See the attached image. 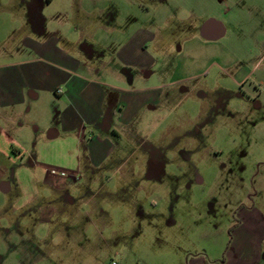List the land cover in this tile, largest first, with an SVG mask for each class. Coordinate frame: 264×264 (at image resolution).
<instances>
[{
	"label": "rangeland",
	"instance_id": "1",
	"mask_svg": "<svg viewBox=\"0 0 264 264\" xmlns=\"http://www.w3.org/2000/svg\"><path fill=\"white\" fill-rule=\"evenodd\" d=\"M93 1L82 0V5L106 7L112 20L119 16L114 28L92 29L96 37L109 42L101 48L93 45L92 60L100 65L109 61L111 66L134 38L135 18L141 10L167 2ZM181 1L168 0L170 7ZM49 2L0 0V55L17 49L25 34L37 33L33 19L42 16L39 25L45 23L51 29L59 21L65 23V7L71 2ZM234 2L202 0V6L207 16L221 17V8H232ZM240 7L235 23L230 20L235 13L222 18L230 25L223 44L236 55L229 61L236 64L225 71L207 70L208 75L186 85L190 92L185 95L184 87L176 90L173 122L161 125L147 139L129 127L122 132L116 163L122 158L125 168L111 172L110 182L97 184L95 200L80 207L78 217L58 221L63 233H51L43 237L44 242L29 236L35 241L29 252L12 244L21 238L8 233L13 193L0 190V207H4L0 264H189L192 259L217 260L224 255L240 208L254 201L257 181L264 174V71L260 67L264 61L257 58L264 53V0H243ZM79 14L81 18L82 12ZM162 17L159 12V19ZM172 26H161L158 33L165 38L158 37L150 52L165 54L173 46L171 57H178L182 47L180 38H174L177 25ZM211 53L207 47V59ZM198 82L199 89L204 88L200 98L201 91L190 88ZM77 202L64 208L76 211ZM93 206L97 211L86 218L82 211H92Z\"/></svg>",
	"mask_w": 264,
	"mask_h": 264
},
{
	"label": "crops",
	"instance_id": "2",
	"mask_svg": "<svg viewBox=\"0 0 264 264\" xmlns=\"http://www.w3.org/2000/svg\"><path fill=\"white\" fill-rule=\"evenodd\" d=\"M67 1L65 23L51 29L39 25L42 16L33 19L37 33L25 34L17 49L0 55V190L13 193L8 233L20 236L12 244L27 252L35 245L29 236L44 242L51 233H63L58 221L78 217L80 207L95 200L97 184L110 182L111 172L125 168L122 158L116 163L122 132L129 127L147 139L173 122L176 90L213 67L225 71L236 64L229 62L236 55L223 44L230 25L222 18L235 13L230 19L235 23L243 0L222 7L221 17L207 16L202 0L147 5L135 18L134 38L119 51L115 66L92 60L95 43L100 48L109 44L92 29L114 28L119 16L112 20L106 7ZM173 24L182 47L178 57H171L173 46L165 54L150 52L158 37L165 38L158 33L161 26L171 29ZM207 47L213 50L210 59ZM258 55L263 63L264 53ZM260 67L263 72L264 64ZM201 87L199 82L190 87L201 91L199 98L204 96ZM189 92L184 89V95ZM257 182L254 201L240 208L224 255L189 264H264V174ZM76 201V211L64 208ZM94 211L95 206L82 213L88 218Z\"/></svg>",
	"mask_w": 264,
	"mask_h": 264
},
{
	"label": "built area",
	"instance_id": "3",
	"mask_svg": "<svg viewBox=\"0 0 264 264\" xmlns=\"http://www.w3.org/2000/svg\"><path fill=\"white\" fill-rule=\"evenodd\" d=\"M113 264H117L116 262H113Z\"/></svg>",
	"mask_w": 264,
	"mask_h": 264
}]
</instances>
